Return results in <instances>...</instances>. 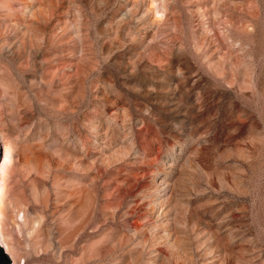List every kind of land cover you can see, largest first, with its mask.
<instances>
[{"label":"rangeland","instance_id":"1","mask_svg":"<svg viewBox=\"0 0 264 264\" xmlns=\"http://www.w3.org/2000/svg\"><path fill=\"white\" fill-rule=\"evenodd\" d=\"M32 2L0 0L11 257L264 264V0Z\"/></svg>","mask_w":264,"mask_h":264},{"label":"bare ground","instance_id":"2","mask_svg":"<svg viewBox=\"0 0 264 264\" xmlns=\"http://www.w3.org/2000/svg\"><path fill=\"white\" fill-rule=\"evenodd\" d=\"M22 2H24L25 7L27 9V11L23 14V19H25L26 17L35 18L36 17V13L34 11V5H33L32 0H22ZM24 23L25 22L22 23L20 21H17V19H16V21L12 22V24H11V28H14V30L17 31V33H19V35L23 34V35H21L22 40L20 41V47H17L18 50H21V46L23 48H26V46H27V42L26 41H29L31 39V37L28 36V34H27L28 29H27V26ZM0 36H2V34ZM13 41L11 39H6L4 41V48L8 49L9 53L13 52L14 54H16L15 51H14V48H16L17 43H15ZM17 54L19 55L18 52H17ZM8 95H9L10 99L12 101H14V103H18V104L24 98V96L20 94L19 90L15 89V88L10 89L8 91ZM2 140H3V135L0 132V153H1V160H0V200L2 199V186H3L2 175L4 173V169L6 168V166L8 164V160H9L8 159V155L6 153V149L3 146ZM153 210H155V208H153ZM7 239L0 232V246H1V248L3 249L5 254L8 256V258L10 256L11 259L10 258L9 259L11 261V264L12 263L13 264H19L20 262H19L18 258L17 257L13 258L10 255V247H9V244H8L9 240L7 241Z\"/></svg>","mask_w":264,"mask_h":264},{"label":"water","instance_id":"3","mask_svg":"<svg viewBox=\"0 0 264 264\" xmlns=\"http://www.w3.org/2000/svg\"><path fill=\"white\" fill-rule=\"evenodd\" d=\"M0 160H1V153H0ZM0 264H11L10 259L5 254L1 246H0Z\"/></svg>","mask_w":264,"mask_h":264}]
</instances>
